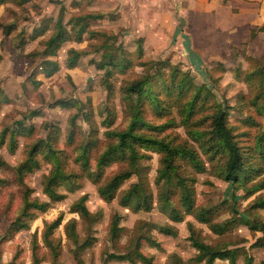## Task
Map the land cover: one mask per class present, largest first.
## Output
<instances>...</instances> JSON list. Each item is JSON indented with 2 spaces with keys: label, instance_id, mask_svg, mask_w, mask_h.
<instances>
[{
  "label": "rangeland",
  "instance_id": "374dc122",
  "mask_svg": "<svg viewBox=\"0 0 264 264\" xmlns=\"http://www.w3.org/2000/svg\"><path fill=\"white\" fill-rule=\"evenodd\" d=\"M226 1L29 0L23 4L17 3L18 0L0 1V24L13 26L9 34L0 26V132L7 128L6 140L0 145L1 264H33L34 234L40 264H54L42 234L46 224L59 214H62L61 222L49 230L50 239L58 244L56 264H78L72 253L74 244L65 233V224L71 219L76 221L80 241L88 233L94 236L93 242L80 252L81 264H146L138 259L131 262L107 258L109 252H127L137 242L140 251L151 256L150 264H176L174 260H179L177 264H204L192 259L197 250L188 239V222L204 241L218 246H243L252 256V264H264V246L250 245L258 236L264 237V230L252 229L235 217L264 224V207L251 206L254 199L264 196V187L250 191L264 178V97L260 93L264 74V17L260 15H264L258 10L242 15L238 6L228 5ZM93 10L107 13L89 21L88 28L97 32L86 31L81 40L70 37L63 42L57 53L50 56L58 61L59 68L49 76L44 75L41 66L44 56L40 51L52 32L54 20L61 16L65 22L71 14ZM43 18L49 19L48 28L42 35L29 39V33ZM21 38L24 41L19 42ZM139 45L142 46L140 53ZM72 47L86 52L80 55L76 66L69 68L65 62ZM121 48L130 58V64L124 70L113 69L108 78L111 85L108 94L103 85L104 69L96 64L103 51ZM172 73L175 74L173 81L178 82L182 76L187 81L179 92L173 84H170V92L165 90ZM144 76L150 86L139 98L142 118L151 123L150 126L173 121L159 129L144 125L139 131L197 149L204 169L197 171L185 160L178 159L179 172L193 178L195 208H208L214 222L233 218L222 234L214 233L206 223L187 212L180 221L170 218V207L158 201L160 183L156 182V175L161 154L156 150L143 149L149 158L139 162L147 165L142 181L151 195L149 210L134 211L119 202L120 194L137 180L136 175L123 181L114 198L104 200L96 184L75 161L80 146L93 138L91 164L94 168V157L113 139L105 131L125 128L131 117L136 96L125 94L124 86ZM198 87L201 88L200 99L193 113L187 116L184 105ZM60 99L67 100L68 105H58L56 100ZM220 103L227 105V124L240 145L244 169L249 175V179L235 189L236 213L232 211L230 198L232 186L221 176L225 153L219 151L208 159L190 138L188 127L183 123L188 117L192 126L208 131L211 114ZM30 111L35 113L29 114ZM74 113L72 123L70 117ZM17 120H23L25 126H33V130L18 134L10 149L9 131L17 125ZM48 134L52 145L61 151L64 168L77 175L71 185L58 186L65 194L63 198L51 202L46 210L32 209L28 226L8 233L10 222L22 209L26 190L30 198L48 199L41 181L53 161L43 150L36 153L37 168L22 177L16 171L31 144L40 138L47 139ZM125 166L127 162L122 160L110 163L104 168L103 179ZM83 196L87 208L94 214L88 223L70 210L71 203ZM169 200L181 211L176 187L170 188ZM114 213L120 216V229L112 236L110 222ZM159 224L173 225L176 235L158 231ZM147 237L158 241L160 247L152 245ZM243 262L240 255L235 264ZM214 264L230 262L217 258Z\"/></svg>",
  "mask_w": 264,
  "mask_h": 264
},
{
  "label": "trees",
  "instance_id": "16d2710c",
  "mask_svg": "<svg viewBox=\"0 0 264 264\" xmlns=\"http://www.w3.org/2000/svg\"><path fill=\"white\" fill-rule=\"evenodd\" d=\"M3 1V0H0ZM29 0H18L17 3L23 4ZM61 1V0H55ZM105 14L104 10H93L84 13L71 14L68 19L64 22L61 16L57 17L52 24V32L43 42V48L40 53L44 56L41 60L42 72L44 75L49 76L59 68V63L56 59L50 58V56L55 55L62 45L63 42L73 37L75 40H81L84 32H89L94 34L96 30L89 29L88 24L91 19L102 18ZM48 22L46 18H43L39 25L35 26L31 33H29V39H35L36 37L42 35L44 31L48 28ZM69 25V28H67ZM2 31L5 34H9L13 29L12 25H3ZM251 36H254V31H251ZM23 38L19 42H22ZM105 46V44H102ZM116 47V46H115ZM120 50L119 53H116ZM142 51V46H138V52ZM86 50L76 49L74 47L69 49V53L66 58V66L71 68L76 66L77 60L82 53ZM130 64V58L126 55L123 48L115 50H105L102 52L101 59L97 62V66L104 69L105 78L103 80V85L107 88L108 94L111 89L110 82L108 80L109 75L113 69L124 70ZM172 75V80L169 85L165 88L166 92H170V84L175 85L178 92L185 88L187 81L185 77L182 76L178 82L173 81L174 73ZM262 86L260 89L261 95L264 97V74L261 77ZM149 79L144 76L139 79L132 80L124 86V93L135 95L136 99L132 106L131 117L128 124L123 129L108 128L105 133L107 136L112 137V141L106 144L94 157V168L91 164V149L94 146V139H88L79 148V152L75 156V161L78 163L80 168L86 172L89 179L96 184V189L101 198L104 200H111L114 198L116 191L121 186L124 180L129 178L132 174L136 175L137 180L132 182L119 196V202L123 206H128L132 210L137 211L139 209L149 210L152 206L150 200L151 195L146 191L144 187V182L142 181L143 172H146L147 165L139 163L142 158H149L143 149H153L161 154L160 157V167L157 169L156 182L160 183L158 201L163 205L170 207L169 216L172 220L180 221L183 219L182 214L184 212L193 214V216L200 222L206 223L208 227L217 234H222L228 229V225L231 223L232 219L214 222L210 218V210L205 207H197L194 205V186L193 178H186L182 176L179 172L178 159L185 160L191 167L197 171H202L204 169V161L202 160L199 152L196 148L191 145H186L185 143L172 144L169 140L164 137H153L146 135L139 131L140 127L148 125L149 127L159 129L163 126L169 125L173 120H169L166 123H160L158 125L150 126L151 123L144 121L141 115V98L146 90L149 88ZM201 88H196L195 93L184 105L187 111V116L193 113V109L200 99ZM207 93L210 90L206 89ZM203 100V99H201ZM57 104L66 107L68 105L67 100L60 99L56 100ZM35 113L30 111L29 114ZM227 105L218 104L215 111L211 114L210 128L208 131L204 129H199L192 126L189 122L188 117L184 120V124L188 127L187 133L192 140H194L200 151L208 155V159L211 155L219 151H223L226 155V159L222 165L221 176L232 186V192L230 198L232 200V211L236 213L235 203L237 201V196L235 194L236 187L243 183L245 180L249 179L247 171L244 169L243 153L240 145L235 139V135L232 132L230 126L227 124ZM109 115V112H108ZM76 117V113L72 114L70 121L73 123ZM110 117V116H109ZM17 125L11 128L8 136V145L10 149H13L16 141V136L18 134H23L25 132H31L33 126H25L23 120H17ZM7 129V128H6ZM6 129L0 132V145L6 140ZM41 149L44 151L46 157L53 161V166L49 173L45 174L42 178V190L47 195L48 199L39 200L37 198H30L29 192L26 190L23 194V206L20 213L10 222L7 232L12 230H18L28 226V216H31V210H46L50 206L51 202L60 200L64 197V193L58 190V186L62 183L72 184L74 177L77 174L68 172L61 162L60 149H56L51 141L49 140V134L47 139H38L34 141L27 150L26 157L18 164L16 171L19 177H22L25 172L32 171L39 166V160L36 157V153ZM126 161L127 166L115 171L105 179H103L104 168L110 163L115 161ZM179 160V161H180ZM144 169L145 171H142ZM171 187H176L179 191V200L181 211L172 206L169 200V191ZM264 187V178L258 184L250 190L254 191ZM252 207H264V196L258 197L253 200ZM70 210L78 213L82 221L88 223L94 214L87 208L85 204V197L74 200L70 205ZM239 217L240 221L247 224L252 229L264 230V224L258 220H248ZM119 214L114 213L111 217L110 222V233L115 236L120 229ZM62 220V214H59L55 219L46 224V229L43 231L42 239L44 244L49 248L52 254V261L56 264L57 257L59 255L58 244L53 243L52 239L49 237V230L54 226H57ZM194 226L191 222H188L189 238L190 243L197 250V253L193 256V261L201 262L204 264H214L215 259L225 258L230 264H235L237 258L243 256V264H252V256L248 254L243 246H233L228 247L212 245L199 237L198 234L194 232ZM158 231L176 235V228L171 224H159L157 226ZM65 233L67 237L74 244L72 248V253L74 258L77 260L78 264L82 263V258L80 252L93 242V235L88 233L86 237L80 241L79 234L76 229L75 219L69 220L65 224ZM147 240L156 247H160L158 241L147 237ZM253 247L264 246V237L258 236L254 242L250 244ZM36 243L35 234L33 235L32 244V261L33 264H40V257L36 253ZM107 258L116 260H128L133 262L138 259L146 264H150L151 256L144 254L138 248V242L127 252H109ZM177 264L179 260H174ZM1 264V263H0Z\"/></svg>",
  "mask_w": 264,
  "mask_h": 264
},
{
  "label": "crops",
  "instance_id": "0c3cea01",
  "mask_svg": "<svg viewBox=\"0 0 264 264\" xmlns=\"http://www.w3.org/2000/svg\"><path fill=\"white\" fill-rule=\"evenodd\" d=\"M228 5L239 7V13L248 14L252 10H258L260 14L264 15V0H227ZM245 10V11H244ZM261 17H264L260 15Z\"/></svg>",
  "mask_w": 264,
  "mask_h": 264
}]
</instances>
